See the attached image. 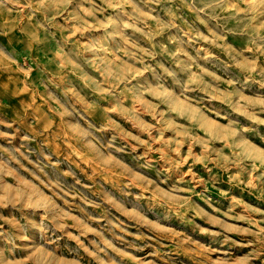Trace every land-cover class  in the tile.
<instances>
[{
  "label": "rangeland",
  "instance_id": "obj_1",
  "mask_svg": "<svg viewBox=\"0 0 264 264\" xmlns=\"http://www.w3.org/2000/svg\"><path fill=\"white\" fill-rule=\"evenodd\" d=\"M0 264H264V0H0Z\"/></svg>",
  "mask_w": 264,
  "mask_h": 264
}]
</instances>
